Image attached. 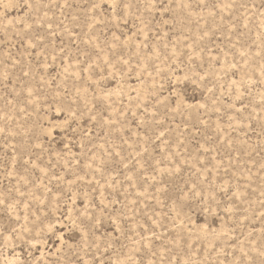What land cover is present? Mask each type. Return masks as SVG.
Here are the masks:
<instances>
[{"label": "rangeland", "instance_id": "374dc122", "mask_svg": "<svg viewBox=\"0 0 264 264\" xmlns=\"http://www.w3.org/2000/svg\"><path fill=\"white\" fill-rule=\"evenodd\" d=\"M0 264H264V0H0Z\"/></svg>", "mask_w": 264, "mask_h": 264}]
</instances>
